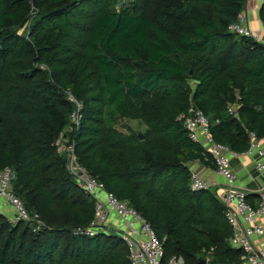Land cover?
<instances>
[{
	"label": "trees",
	"instance_id": "1",
	"mask_svg": "<svg viewBox=\"0 0 264 264\" xmlns=\"http://www.w3.org/2000/svg\"><path fill=\"white\" fill-rule=\"evenodd\" d=\"M115 2L0 0V169L42 222L0 214V264H130L119 236L74 233L94 199L56 152L63 131L79 162L150 223L165 259L200 264L212 248L207 264L237 263L225 206L190 187L188 163L212 161L184 117L199 107L213 140L235 152L248 148L246 130L264 137V43L229 30L247 0ZM258 14L264 26V3ZM66 91L81 103L78 126Z\"/></svg>",
	"mask_w": 264,
	"mask_h": 264
},
{
	"label": "built area",
	"instance_id": "2",
	"mask_svg": "<svg viewBox=\"0 0 264 264\" xmlns=\"http://www.w3.org/2000/svg\"><path fill=\"white\" fill-rule=\"evenodd\" d=\"M264 3V0H254ZM247 9L242 10L237 20L229 25V30L248 36L260 42L264 34V26L255 30L247 22ZM67 100L73 104L69 114L70 124L78 126L81 119V103L75 96L66 91ZM231 105L228 110L235 111ZM238 118V115L235 114ZM184 127L188 137L196 142L210 155L215 172L224 179V187L216 188L215 195L225 206V218L230 225L228 242L231 247L240 250L239 261L234 264H264V146L262 139L252 130H246L249 143L246 151L254 156L253 165L259 180L256 188L257 203L248 200L249 193L237 185V174L230 161L237 152L227 145L213 140L209 131V122L204 112L194 104H190L184 117ZM56 152L66 155V169L74 182L94 199V215L86 226H78L74 233L86 236L113 233L125 243L130 264H186L181 255L164 258L163 240L155 233L150 223L135 208L108 191L104 183L93 176L83 166L74 151V144L67 142L64 131L56 140ZM198 160V159H197ZM10 168L0 169V214L11 221L33 222L35 228L42 224L37 214L29 212L22 200L15 195ZM191 189H207L209 185L196 171H190ZM205 263L210 259L209 252ZM223 264V263H216Z\"/></svg>",
	"mask_w": 264,
	"mask_h": 264
},
{
	"label": "crops",
	"instance_id": "3",
	"mask_svg": "<svg viewBox=\"0 0 264 264\" xmlns=\"http://www.w3.org/2000/svg\"><path fill=\"white\" fill-rule=\"evenodd\" d=\"M260 5V3L254 0H247L246 3L247 22L255 30L263 27V23L260 21L258 14ZM262 39H264V34L262 35ZM261 139L264 146V137H261ZM253 158L254 156L245 149L237 152V155L231 158L230 164L238 176L237 185L243 187L249 193L248 200L256 204L258 197L255 191L259 180L254 169ZM212 164L200 161L199 159L188 163L190 171L194 170L200 174L209 185L208 189L213 190L215 193L218 186H221V188L224 187V179L215 172L214 164Z\"/></svg>",
	"mask_w": 264,
	"mask_h": 264
},
{
	"label": "rangeland",
	"instance_id": "4",
	"mask_svg": "<svg viewBox=\"0 0 264 264\" xmlns=\"http://www.w3.org/2000/svg\"><path fill=\"white\" fill-rule=\"evenodd\" d=\"M128 0H116L115 8H119L121 5H124ZM260 42L264 43V39H261ZM126 202V201H125ZM10 213H7V218L10 220Z\"/></svg>",
	"mask_w": 264,
	"mask_h": 264
},
{
	"label": "water",
	"instance_id": "5",
	"mask_svg": "<svg viewBox=\"0 0 264 264\" xmlns=\"http://www.w3.org/2000/svg\"><path fill=\"white\" fill-rule=\"evenodd\" d=\"M67 135H68V131L64 132V137H67ZM140 136L142 137V135H140ZM199 262H200V264H206L204 258H200Z\"/></svg>",
	"mask_w": 264,
	"mask_h": 264
},
{
	"label": "clouds",
	"instance_id": "6",
	"mask_svg": "<svg viewBox=\"0 0 264 264\" xmlns=\"http://www.w3.org/2000/svg\"><path fill=\"white\" fill-rule=\"evenodd\" d=\"M66 132V131H65Z\"/></svg>",
	"mask_w": 264,
	"mask_h": 264
}]
</instances>
